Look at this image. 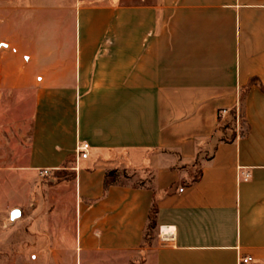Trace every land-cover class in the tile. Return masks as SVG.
Returning a JSON list of instances; mask_svg holds the SVG:
<instances>
[{
	"label": "crops",
	"instance_id": "1",
	"mask_svg": "<svg viewBox=\"0 0 264 264\" xmlns=\"http://www.w3.org/2000/svg\"><path fill=\"white\" fill-rule=\"evenodd\" d=\"M12 1L0 163L53 170L38 231L81 264H264V0H53L50 30L8 32L43 10ZM234 111L246 129L226 137Z\"/></svg>",
	"mask_w": 264,
	"mask_h": 264
},
{
	"label": "rangeland",
	"instance_id": "2",
	"mask_svg": "<svg viewBox=\"0 0 264 264\" xmlns=\"http://www.w3.org/2000/svg\"><path fill=\"white\" fill-rule=\"evenodd\" d=\"M0 0V11L3 10L4 4ZM35 1V2H33ZM74 0H59V7L72 8L75 6ZM37 6L43 8L40 11L29 12L24 17L13 16L6 23L5 29L8 32L16 30L34 31L36 29L50 30L52 28V7L53 0H13L11 7L13 10L20 8ZM4 20L0 19V60L3 53L7 51V39L3 29ZM8 34V33H7ZM38 39V38H37ZM40 39V38H39ZM38 39V40H39ZM44 43H51V38L45 35ZM11 93L5 94L3 104L16 103ZM229 124L230 128L226 132V137H231L233 131L240 133L246 129V124L240 115L236 116V121L231 117L225 120L223 126ZM7 170L4 163H0V264H55L57 260L52 257V251L60 252V264H81V256L76 255L75 249L68 243H52V236L47 233L38 231L37 223L42 220H50L51 207H35L42 179L40 176L28 177L25 180L12 175L6 174ZM119 182H130L140 184L141 182L132 179L130 174L120 173ZM146 183V182H144ZM149 231L148 235H152ZM147 235V236H148ZM149 238L145 245L149 243Z\"/></svg>",
	"mask_w": 264,
	"mask_h": 264
},
{
	"label": "built area",
	"instance_id": "3",
	"mask_svg": "<svg viewBox=\"0 0 264 264\" xmlns=\"http://www.w3.org/2000/svg\"><path fill=\"white\" fill-rule=\"evenodd\" d=\"M221 118L229 116L228 111H222L220 114ZM89 145L87 143H83L81 146L77 147V154L81 155L83 159L88 157ZM39 176L43 179L53 176V170L44 169L39 171ZM250 178L249 174L245 175V180ZM254 261L253 257L247 256L240 259L239 264H251Z\"/></svg>",
	"mask_w": 264,
	"mask_h": 264
},
{
	"label": "trees",
	"instance_id": "4",
	"mask_svg": "<svg viewBox=\"0 0 264 264\" xmlns=\"http://www.w3.org/2000/svg\"><path fill=\"white\" fill-rule=\"evenodd\" d=\"M237 114V112L236 111H234L233 113H232V116H231V119L233 120V121H236V115ZM229 124H227V126H228ZM115 172H111V173H109V177H111V178H115ZM107 186H108V183H107ZM106 186V187H107ZM156 215H157V207H156V205L153 207V209H152V212H151V216H150V224H149V231H153V229H155V227H156Z\"/></svg>",
	"mask_w": 264,
	"mask_h": 264
}]
</instances>
